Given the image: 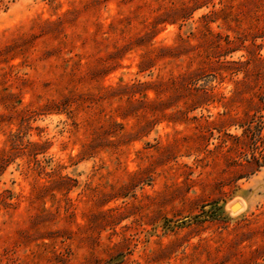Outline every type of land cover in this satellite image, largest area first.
<instances>
[{
    "label": "rangeland",
    "instance_id": "rangeland-1",
    "mask_svg": "<svg viewBox=\"0 0 264 264\" xmlns=\"http://www.w3.org/2000/svg\"><path fill=\"white\" fill-rule=\"evenodd\" d=\"M0 264H264V0H0Z\"/></svg>",
    "mask_w": 264,
    "mask_h": 264
},
{
    "label": "water",
    "instance_id": "water-1",
    "mask_svg": "<svg viewBox=\"0 0 264 264\" xmlns=\"http://www.w3.org/2000/svg\"><path fill=\"white\" fill-rule=\"evenodd\" d=\"M238 207H240V203H235L234 205H232V209L235 210Z\"/></svg>",
    "mask_w": 264,
    "mask_h": 264
},
{
    "label": "bare ground",
    "instance_id": "bare-ground-1",
    "mask_svg": "<svg viewBox=\"0 0 264 264\" xmlns=\"http://www.w3.org/2000/svg\"><path fill=\"white\" fill-rule=\"evenodd\" d=\"M244 208V206H242ZM242 209V208H241Z\"/></svg>",
    "mask_w": 264,
    "mask_h": 264
},
{
    "label": "trees",
    "instance_id": "trees-1",
    "mask_svg": "<svg viewBox=\"0 0 264 264\" xmlns=\"http://www.w3.org/2000/svg\"><path fill=\"white\" fill-rule=\"evenodd\" d=\"M215 12V11H214Z\"/></svg>",
    "mask_w": 264,
    "mask_h": 264
}]
</instances>
